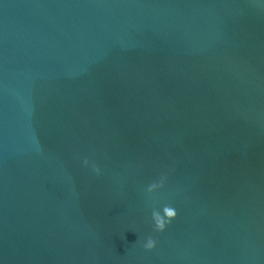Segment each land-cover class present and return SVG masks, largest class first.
<instances>
[{
	"label": "water",
	"instance_id": "water-1",
	"mask_svg": "<svg viewBox=\"0 0 264 264\" xmlns=\"http://www.w3.org/2000/svg\"><path fill=\"white\" fill-rule=\"evenodd\" d=\"M0 264H264V0H0Z\"/></svg>",
	"mask_w": 264,
	"mask_h": 264
},
{
	"label": "clouds",
	"instance_id": "clouds-1",
	"mask_svg": "<svg viewBox=\"0 0 264 264\" xmlns=\"http://www.w3.org/2000/svg\"><path fill=\"white\" fill-rule=\"evenodd\" d=\"M148 246L151 247V242H149Z\"/></svg>",
	"mask_w": 264,
	"mask_h": 264
}]
</instances>
